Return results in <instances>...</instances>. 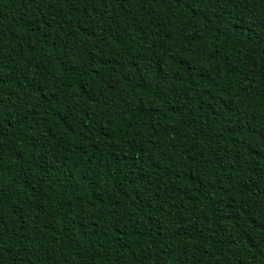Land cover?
Listing matches in <instances>:
<instances>
[{
	"label": "trees",
	"instance_id": "trees-1",
	"mask_svg": "<svg viewBox=\"0 0 264 264\" xmlns=\"http://www.w3.org/2000/svg\"><path fill=\"white\" fill-rule=\"evenodd\" d=\"M0 264H264V0H0Z\"/></svg>",
	"mask_w": 264,
	"mask_h": 264
}]
</instances>
